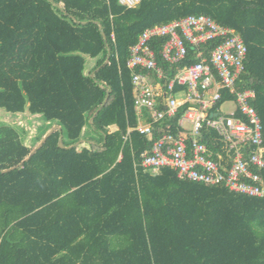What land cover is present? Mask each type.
I'll return each mask as SVG.
<instances>
[{"label": "trees", "instance_id": "obj_1", "mask_svg": "<svg viewBox=\"0 0 264 264\" xmlns=\"http://www.w3.org/2000/svg\"><path fill=\"white\" fill-rule=\"evenodd\" d=\"M188 16L209 17L246 45L237 89L255 93L264 145V0H0V110L49 123L30 139L0 125V264H264V199L141 166L193 106L141 135L130 47L147 28ZM163 42L153 49L165 83L197 59L165 64ZM232 100L223 90L216 108Z\"/></svg>", "mask_w": 264, "mask_h": 264}, {"label": "built area", "instance_id": "obj_2", "mask_svg": "<svg viewBox=\"0 0 264 264\" xmlns=\"http://www.w3.org/2000/svg\"><path fill=\"white\" fill-rule=\"evenodd\" d=\"M139 2L120 0L128 8ZM162 39L160 56L165 64L178 66L190 52L197 59L195 64L178 69L165 83L153 49ZM210 42L216 44L205 57L203 47ZM246 60L243 40L206 16H188L143 31L130 47L127 61L133 71L134 107L140 120L136 130L150 139L155 125L174 118L181 106H193L178 119L176 133L163 131L151 150L141 154L143 168L154 173L169 168L180 180L264 199L262 123L251 105L255 93L237 89ZM176 88L179 91L173 93ZM223 90L233 96L235 110L229 114L216 108ZM144 110L148 111V121L143 123ZM208 140L217 151L208 148Z\"/></svg>", "mask_w": 264, "mask_h": 264}, {"label": "rangeland", "instance_id": "obj_3", "mask_svg": "<svg viewBox=\"0 0 264 264\" xmlns=\"http://www.w3.org/2000/svg\"><path fill=\"white\" fill-rule=\"evenodd\" d=\"M235 110V105L232 102L225 103L221 107L223 114H229ZM0 125H19L28 132V139L34 138L45 132L49 128V123H46L42 118L32 115H13L0 110Z\"/></svg>", "mask_w": 264, "mask_h": 264}, {"label": "water", "instance_id": "obj_4", "mask_svg": "<svg viewBox=\"0 0 264 264\" xmlns=\"http://www.w3.org/2000/svg\"><path fill=\"white\" fill-rule=\"evenodd\" d=\"M56 130H59V127H53L52 129H51V131H49L45 136H44V138H43V140L40 142V144L32 151V153L30 154V156L29 157H31L41 146H42V144L45 142V140L54 132V131H56ZM59 146L61 147V148H63V146H62V144L60 143L59 144ZM27 160V159H26ZM25 160V161H26ZM5 172V171H4Z\"/></svg>", "mask_w": 264, "mask_h": 264}]
</instances>
